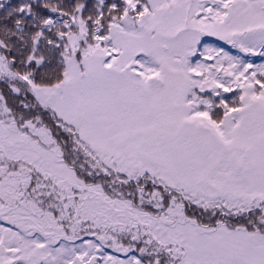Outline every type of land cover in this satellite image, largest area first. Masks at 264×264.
<instances>
[{
  "label": "snow or ice",
  "instance_id": "6c2138e0",
  "mask_svg": "<svg viewBox=\"0 0 264 264\" xmlns=\"http://www.w3.org/2000/svg\"><path fill=\"white\" fill-rule=\"evenodd\" d=\"M0 264H264V0H0Z\"/></svg>",
  "mask_w": 264,
  "mask_h": 264
}]
</instances>
